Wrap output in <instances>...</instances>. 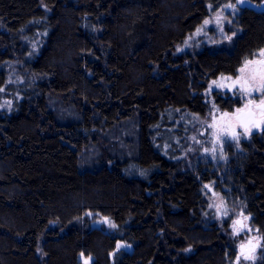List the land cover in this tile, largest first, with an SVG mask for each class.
Listing matches in <instances>:
<instances>
[{
	"label": "trees",
	"instance_id": "trees-1",
	"mask_svg": "<svg viewBox=\"0 0 264 264\" xmlns=\"http://www.w3.org/2000/svg\"><path fill=\"white\" fill-rule=\"evenodd\" d=\"M241 3L231 41L176 55L209 6ZM263 4L0 0V264H231L229 224L201 218L209 181L264 246V130L215 172L185 149L207 81L264 49Z\"/></svg>",
	"mask_w": 264,
	"mask_h": 264
},
{
	"label": "rangeland",
	"instance_id": "rangeland-1",
	"mask_svg": "<svg viewBox=\"0 0 264 264\" xmlns=\"http://www.w3.org/2000/svg\"><path fill=\"white\" fill-rule=\"evenodd\" d=\"M233 6L232 8L225 6L218 11H214L209 6L202 23L177 46L176 55L196 54L207 47L231 41L240 32L238 14L239 8L244 5L241 3L240 5L233 4ZM206 20L209 21L208 24L204 23ZM260 53L261 51L247 61L264 60V56L259 55ZM245 62L239 70L244 67ZM258 67L259 65H249V69ZM239 70L233 76L220 75L207 81V88L203 91L207 110L205 115L196 121V131L190 135L189 143L187 141L185 145L187 151L210 164V169L214 172L231 160L233 152L240 151L243 142L249 141L254 134L264 130V115H262L264 107L261 106V101L264 100V90H260L251 81L249 85L255 90L250 92L243 90L240 84L234 85L233 81L241 75ZM215 95L222 97L226 108H221V105L216 103ZM238 109L242 111L237 112ZM250 110L253 112L254 119L260 121L259 127L239 117L242 112ZM225 113L228 115L225 116ZM242 125L247 126V132ZM233 130L236 133L235 137L231 135ZM238 205L240 207L241 204L228 194L227 188L221 183L209 181L203 185L200 205L202 221L206 225L216 222L223 226L224 222L228 223L229 230L238 240L236 255L231 264H260L264 256L263 236L252 225L251 216L242 218L245 230L237 226L236 220L241 219L240 212L236 210ZM88 217L92 227L105 231L114 229V224L105 217L96 214H90ZM249 238L255 240L256 247L246 246ZM118 246L131 250L126 244L120 243ZM246 255L251 258L245 259ZM81 261L82 264L92 263L90 258L83 257Z\"/></svg>",
	"mask_w": 264,
	"mask_h": 264
},
{
	"label": "snow or ice",
	"instance_id": "snow-or-ice-1",
	"mask_svg": "<svg viewBox=\"0 0 264 264\" xmlns=\"http://www.w3.org/2000/svg\"><path fill=\"white\" fill-rule=\"evenodd\" d=\"M227 7L232 8L234 6L228 5ZM204 23L208 24L209 21L206 20ZM259 55L264 56V51H261ZM249 65H259V67L249 69ZM239 71L241 75L236 81H233L234 85L240 84L243 90L250 92V91L255 90L253 87L249 85V81H251L253 84H256V86L260 90H264V60L246 61L244 67L241 68ZM246 73L247 75H245ZM261 106L264 107V100L261 101ZM240 111L242 110H239V109L237 110V112H240ZM224 115L227 116L228 114L225 113ZM262 115H264V112H262ZM242 126L245 128V131L247 132L248 131L247 126L246 125H242ZM258 126L259 125H257V127ZM231 135L235 137L236 133L234 132V130L231 132ZM250 258H251L250 256H247V255L245 256V259H250Z\"/></svg>",
	"mask_w": 264,
	"mask_h": 264
},
{
	"label": "flooded vegetation",
	"instance_id": "flooded-vegetation-1",
	"mask_svg": "<svg viewBox=\"0 0 264 264\" xmlns=\"http://www.w3.org/2000/svg\"><path fill=\"white\" fill-rule=\"evenodd\" d=\"M249 105L252 106V103L249 102ZM241 115H243V116L241 117ZM240 117L242 118V120L246 121L247 123H254V124L259 125V126L261 125L259 120L254 119V115H253L252 110H250L248 112H242V114H240Z\"/></svg>",
	"mask_w": 264,
	"mask_h": 264
},
{
	"label": "water",
	"instance_id": "water-1",
	"mask_svg": "<svg viewBox=\"0 0 264 264\" xmlns=\"http://www.w3.org/2000/svg\"><path fill=\"white\" fill-rule=\"evenodd\" d=\"M243 115H241V117H242Z\"/></svg>",
	"mask_w": 264,
	"mask_h": 264
}]
</instances>
